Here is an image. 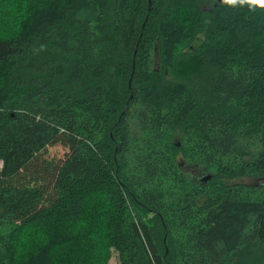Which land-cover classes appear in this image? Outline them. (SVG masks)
Segmentation results:
<instances>
[{
    "label": "trees",
    "instance_id": "16d2710c",
    "mask_svg": "<svg viewBox=\"0 0 264 264\" xmlns=\"http://www.w3.org/2000/svg\"><path fill=\"white\" fill-rule=\"evenodd\" d=\"M0 161V264H264V0H0Z\"/></svg>",
    "mask_w": 264,
    "mask_h": 264
},
{
    "label": "rangeland",
    "instance_id": "374dc122",
    "mask_svg": "<svg viewBox=\"0 0 264 264\" xmlns=\"http://www.w3.org/2000/svg\"><path fill=\"white\" fill-rule=\"evenodd\" d=\"M175 135H176L175 138H177L179 135V132H177ZM49 152L60 154L61 149H60V147L56 146L54 148L49 149ZM0 167H1V161H0ZM185 170H187V169L185 168ZM188 175L192 178H197L198 177L197 168L188 169ZM239 181H242L243 183H248L249 185H251V187L253 188V190H251L253 192V195H259L264 190V188H263L264 186L262 185V184H264V178H255V179L247 178V179H243V180H239ZM259 252L260 253L262 252V254H264V246L261 248V250H259ZM108 264H121L120 260L118 258V253L115 251H112V249H111V255L109 257Z\"/></svg>",
    "mask_w": 264,
    "mask_h": 264
},
{
    "label": "water",
    "instance_id": "95a60500",
    "mask_svg": "<svg viewBox=\"0 0 264 264\" xmlns=\"http://www.w3.org/2000/svg\"><path fill=\"white\" fill-rule=\"evenodd\" d=\"M2 163V162H1ZM210 177V175H206L205 177H204V179L206 180V179H208Z\"/></svg>",
    "mask_w": 264,
    "mask_h": 264
}]
</instances>
